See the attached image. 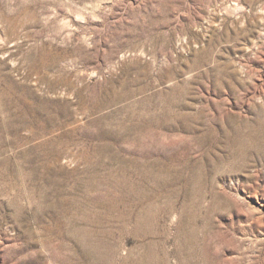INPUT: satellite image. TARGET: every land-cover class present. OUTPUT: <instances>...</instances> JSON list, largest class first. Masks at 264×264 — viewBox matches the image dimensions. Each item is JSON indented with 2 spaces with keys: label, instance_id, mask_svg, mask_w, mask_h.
<instances>
[{
  "label": "rangeland",
  "instance_id": "374dc122",
  "mask_svg": "<svg viewBox=\"0 0 264 264\" xmlns=\"http://www.w3.org/2000/svg\"><path fill=\"white\" fill-rule=\"evenodd\" d=\"M0 264H264V0H0Z\"/></svg>",
  "mask_w": 264,
  "mask_h": 264
}]
</instances>
